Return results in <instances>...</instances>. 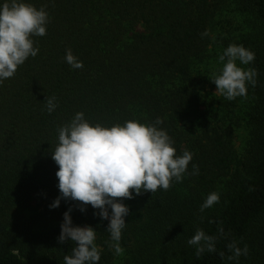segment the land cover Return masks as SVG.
<instances>
[{
    "label": "trees",
    "instance_id": "trees-1",
    "mask_svg": "<svg viewBox=\"0 0 264 264\" xmlns=\"http://www.w3.org/2000/svg\"><path fill=\"white\" fill-rule=\"evenodd\" d=\"M26 2L43 8L48 22L46 35L31 37L37 55L0 83V264H64L75 247L70 238L58 241L69 207L73 226L96 230L98 264H264V0ZM230 44L252 51L254 61L236 63L257 71L256 85L231 101L211 80L223 67L211 64L212 46ZM69 49L82 68L66 62ZM46 97L56 98L51 113ZM77 112L109 128L159 118L177 155L193 154L182 182L121 201L129 207L121 255L109 248V220L99 209L82 212L64 198L50 207L60 196L51 150ZM242 124L247 141L239 152ZM212 192L219 203L201 212ZM198 229L216 238L215 252L199 258L187 243ZM232 242L247 245V255L230 260Z\"/></svg>",
    "mask_w": 264,
    "mask_h": 264
},
{
    "label": "clouds",
    "instance_id": "clouds-1",
    "mask_svg": "<svg viewBox=\"0 0 264 264\" xmlns=\"http://www.w3.org/2000/svg\"><path fill=\"white\" fill-rule=\"evenodd\" d=\"M47 22V12L26 0H5L0 5V83L13 77L29 56L37 55L39 49L33 46L31 37L46 35ZM201 35L205 36L207 32ZM65 59L73 69L83 67L70 49ZM254 59L252 51L242 45L230 44L219 56V61H226L220 73L211 78L216 85L215 93L229 101L246 96V84L256 85L257 71L245 70L236 61L247 65ZM55 99H45L49 113L57 107ZM161 123L162 120L157 118L155 124L128 120L110 128L100 124L93 126L84 118L83 112H77L69 123L57 130L58 143L51 150V158L58 165L56 176L60 196L50 207H59L61 198H64L78 202L82 212L87 205L99 209L96 214L109 220L106 231L114 242L109 243V248L116 255L124 252L119 241L126 227L125 217L129 214V207L121 201L134 198L133 192L140 195L161 189L167 191L173 180L182 182L193 159V154L187 150L177 155L170 136L156 127ZM193 169L191 174H198V167L193 165ZM219 200L218 193L208 194L200 211L211 208ZM71 211L69 207L64 213L58 237L60 243L69 238L75 243L71 255L64 256V264H98L101 250L95 243L96 230L91 226H73ZM223 231V228L219 229L221 234ZM215 239L198 229L187 243L198 246L196 256L199 258L205 250L215 252ZM228 248L234 250V255L228 257L230 260L248 252L247 245L241 250L235 242L228 244ZM220 255L223 257V253Z\"/></svg>",
    "mask_w": 264,
    "mask_h": 264
},
{
    "label": "rangeland",
    "instance_id": "rangeland-1",
    "mask_svg": "<svg viewBox=\"0 0 264 264\" xmlns=\"http://www.w3.org/2000/svg\"><path fill=\"white\" fill-rule=\"evenodd\" d=\"M238 22H240V21H238ZM236 26H237V22L234 21L233 27H232V31L235 32V33H238L239 31L237 30ZM243 27H246V25H243ZM212 48H214L215 50H213V51L211 50V53L214 54V56L217 59V61L214 62L213 60H211L212 61L211 64L215 65L216 68H220L218 63L222 64L221 66H223V63L226 62V61L225 62L219 61V56L225 50V48L223 46L221 47L219 45L212 46ZM215 92H216V90H215ZM234 141H235V146H236L237 150L239 152H242L244 150V148H245V143L247 141V130H246V127H245L244 124L240 125L237 128V130L235 132ZM38 211L40 212L41 209H39Z\"/></svg>",
    "mask_w": 264,
    "mask_h": 264
}]
</instances>
